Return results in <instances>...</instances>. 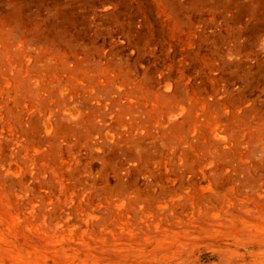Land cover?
<instances>
[{"label":"rangeland","instance_id":"374dc122","mask_svg":"<svg viewBox=\"0 0 264 264\" xmlns=\"http://www.w3.org/2000/svg\"><path fill=\"white\" fill-rule=\"evenodd\" d=\"M0 264H264V0H0Z\"/></svg>","mask_w":264,"mask_h":264}]
</instances>
